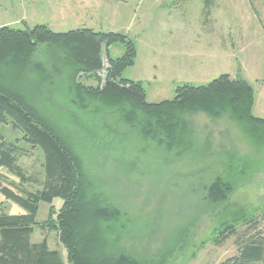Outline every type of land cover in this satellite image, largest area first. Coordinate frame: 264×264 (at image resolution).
Wrapping results in <instances>:
<instances>
[{"label":"rangeland","instance_id":"1","mask_svg":"<svg viewBox=\"0 0 264 264\" xmlns=\"http://www.w3.org/2000/svg\"><path fill=\"white\" fill-rule=\"evenodd\" d=\"M4 1L0 0V29L20 16L13 7L18 0H12L10 11ZM123 1L126 4L119 2L118 14L114 7L101 11L113 0H94L92 15L80 16L75 22L66 16L59 19L69 18L71 28H79L84 20L87 28L99 32L124 33L140 49L147 47L156 64L177 59L181 50L188 48L191 67H196L183 80L166 81L165 75H158V81H149L150 76L136 81L140 74L136 63L125 71L123 79L141 84L150 103L173 101L180 86H207L223 73H230L234 79L245 78L251 83L254 115L264 118V0ZM27 8L20 11L28 15L30 29L43 23L53 24L48 27L52 32L64 29L59 19L36 18V12ZM199 44L211 49L220 46L222 53L197 51ZM125 51L118 43L111 46L110 56L118 59ZM223 52H235L237 58L230 60ZM55 53L54 48L43 46L39 57L48 66ZM103 62L104 70L97 77L104 85L109 68L105 49ZM34 77L32 74L30 79ZM95 79L83 82L96 87ZM31 84L29 80L24 91L36 88V99H42L38 87ZM46 90H50L48 84ZM54 97L55 101L42 99L35 104L81 155L90 196H102L124 215L123 230L118 237L107 238L102 249L94 253V264H115L121 254L138 264H222L237 256L255 236H264V142L253 144L246 127L230 113L217 119L205 113L184 115L188 124L185 138L182 136L184 146L168 153L139 137L100 104L94 106L96 113L82 114L61 91ZM1 133L4 140L0 151L14 158V166L9 169L0 163V215H29L1 190L7 188L28 199L58 182L47 174L44 151L26 141L13 119L8 118ZM219 178L232 190L227 201L214 204L206 188ZM63 205L60 198L52 204H39V224L31 242L47 240L49 249L58 252L64 264H70L59 232L41 228L50 212H59ZM228 226L233 229L223 239L222 232Z\"/></svg>","mask_w":264,"mask_h":264},{"label":"trees","instance_id":"2","mask_svg":"<svg viewBox=\"0 0 264 264\" xmlns=\"http://www.w3.org/2000/svg\"><path fill=\"white\" fill-rule=\"evenodd\" d=\"M118 43L126 51L123 57L113 59L110 48ZM43 46L56 50L48 66L39 57ZM104 49L109 68L103 85L97 75L104 70ZM137 55L136 42L124 33L86 29L55 34L46 26L26 31L0 29V146L4 140L1 128L11 118L25 133L26 141L44 151L47 174L58 182L28 199L7 188L1 190L29 215H0V264H64L60 254L49 249L47 240L41 244L31 242L39 224L36 221L39 204L43 202L52 204L57 198L64 200L62 209L57 213L51 211L41 228L59 232L70 264H94V253L102 249L107 238L118 237L124 228L121 224L124 215L115 205L102 196H90L81 155L41 113L36 100L52 102L61 91V95L68 97L65 100L82 114L96 113L94 106L100 104L139 137L156 143L168 153L184 146L188 128L184 115L187 114L205 113L217 119L230 113L246 127L247 138L253 144L260 146L264 142V119L254 115L255 90L249 82L223 75L207 86L178 87L173 101L150 103L141 84L123 79L125 71L135 65ZM32 74L35 77L30 79ZM91 78H96V87L83 82ZM29 80L38 87L42 99L38 100V96L36 99V88L28 93L24 91ZM46 84L50 90H46ZM0 163L12 169L14 158L0 151ZM231 190V185L221 178L206 188L208 199L214 204L227 201ZM231 229L233 226H228L221 238L225 239ZM263 262L264 236L257 235L237 256L222 264ZM115 264L138 263L121 254Z\"/></svg>","mask_w":264,"mask_h":264},{"label":"crops","instance_id":"3","mask_svg":"<svg viewBox=\"0 0 264 264\" xmlns=\"http://www.w3.org/2000/svg\"><path fill=\"white\" fill-rule=\"evenodd\" d=\"M113 1H114L113 3L108 2L106 7L99 6L101 8L103 7L101 11L103 10L106 11V8H108V11H109L111 10L112 7H114L115 8L114 12L118 14L119 2L126 4L125 1L123 0H116V1L113 0ZM139 1L140 3H142L144 0H139ZM10 3L14 5L12 0L4 1V4L6 6L5 9L8 11H10ZM26 5H28L27 9H29L33 13L36 12L35 13L36 18L37 16H39L43 19H46L52 16V17L59 19V17L66 16V17H71L72 21L75 22L77 21V18H79L80 16H85L86 18L90 13L91 15L93 14L92 9L94 5V0H47L45 2H43V0H18V2L16 3V6H13V7L17 8L16 10L19 11L20 16H17L13 20H10V22H5V23L3 22L4 23L3 27H7V28H10L16 31L31 30L26 20L28 15L24 14L23 11L22 12L20 11V9H23V7ZM21 13H23V15ZM66 17H63L62 19L57 20L58 24H60L59 26H61V28H64V29H59V30L57 29V30H54L53 32L68 33V32H75V31L86 30V29L99 32V31H96L94 28H87L84 20L80 22L78 26L79 28H71L72 21H70L69 18L66 19ZM13 26H16V28H14ZM37 26H46L51 29L53 24L43 23V24H38L35 27ZM100 32H103V31H100ZM203 45L204 44H199L197 51H200V50H204L206 52L217 51L218 55L222 53V50H221L222 48H220V46L214 47L213 49H211L210 47L204 48ZM223 53H225L226 56L228 55L230 57V60L237 58V55L235 54V52H228V53L223 52ZM177 57H178L177 59H166L164 62L160 64L158 63L156 64L151 61V54H149L147 47H145L144 49H140L138 47L136 66L140 67L139 69L140 74H138L137 77L139 78H136L137 79L136 81L143 82L145 78H141V77H146V76L148 77L150 76L148 78L149 81H158L159 80L158 75H165L166 77L164 78V80L166 81L183 80V76L187 75L191 69L195 70L196 65H193V67H191V59H190L191 56L189 54L188 48L185 50V52L181 50V52L177 55ZM243 73L241 74L243 75ZM223 75L231 76L230 73H223L221 76ZM231 77L233 78V76ZM244 80L246 79L244 78ZM246 81L249 82L248 80ZM256 117L262 118L259 116H256Z\"/></svg>","mask_w":264,"mask_h":264}]
</instances>
